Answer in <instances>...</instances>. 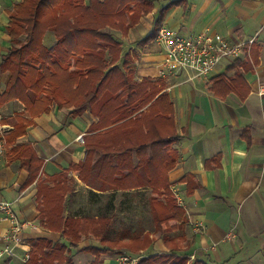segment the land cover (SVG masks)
<instances>
[{
    "label": "crops",
    "instance_id": "1",
    "mask_svg": "<svg viewBox=\"0 0 264 264\" xmlns=\"http://www.w3.org/2000/svg\"><path fill=\"white\" fill-rule=\"evenodd\" d=\"M21 1L0 0V65L12 46L7 33V10ZM154 5L153 11L143 16L128 34L116 32L121 36H115L122 44L123 55L129 53L138 82L150 79L163 86L161 94H168L174 104L179 140L172 148L179 158L168 178L186 215L190 235L186 246L176 255L187 256L189 263L199 259L205 264H264V0H155ZM145 20L148 22L141 25ZM158 20L162 27L183 35L210 29L231 42L255 36L257 39L246 56L225 62L208 77L191 81H185L184 76L160 79L158 66L162 54L157 38L139 44ZM52 41H56L54 36ZM235 63L237 66L232 68ZM9 77V72L0 70V93L5 91ZM71 112L72 109L54 106L50 113L35 118V125L18 139L17 144L32 146L43 162L31 184L27 183L29 171L21 168L22 160L9 153L12 147L7 146L6 154L0 157V201L13 202L16 213L26 223L19 257L25 249H32L38 238L56 239L61 234H51L43 226L40 189L45 192V187H54L64 175L61 188L69 184L72 188L66 196L65 217L77 218L85 216L78 206L85 193L91 203L99 204L101 194L107 193L102 186H112V180L121 178L110 171V181L105 184L100 176L104 159L101 153L95 155L90 170L73 169L87 158L86 146L76 138L88 136L98 119L89 111L77 117ZM19 116L27 117L25 106L19 101L0 107V140H7ZM110 162L112 167L117 166L115 158L110 157ZM126 170L128 173L131 167ZM87 173L91 175L88 182ZM140 174L138 192L134 189L113 196L109 208L115 210L118 196L122 198L119 204H125L133 202L131 192L139 196L146 192L148 177L142 169ZM199 223L206 226L205 231L196 232ZM8 228L0 211V251L5 246ZM92 244L96 241L84 245ZM83 249L76 254V264L93 261V255H87ZM151 251L143 257L173 254L162 238H158ZM107 254H102L100 264H119ZM15 263L20 264V260Z\"/></svg>",
    "mask_w": 264,
    "mask_h": 264
},
{
    "label": "trees",
    "instance_id": "2",
    "mask_svg": "<svg viewBox=\"0 0 264 264\" xmlns=\"http://www.w3.org/2000/svg\"><path fill=\"white\" fill-rule=\"evenodd\" d=\"M154 3L155 0H22L16 3L7 10L10 16L7 33L12 46L3 56L0 70L9 72L10 77L5 91L0 93V107L12 101L25 106L27 117L17 118L6 144L12 147L9 153L22 160L21 168L29 171L28 184L37 178L43 162L32 146L20 145L17 141L35 125V118L50 113L54 106L72 109L74 117L89 111L98 122L92 124L85 136V162L73 169L82 172L101 153L104 155L101 179L107 184L110 171L120 174L121 178L111 184L125 189L140 186L136 180L142 169L149 186L154 188L153 193L158 197L162 194L174 203L172 216L169 212L162 217L155 215L157 227L171 231L187 226L186 215L175 202L168 178L179 158L172 148L179 140L174 104L168 94H161L163 86L150 79L138 82L131 57L129 53L123 55L122 44L115 36L116 32L128 34L143 16L153 11ZM161 28V21H156L153 31L139 44L156 39ZM50 31L56 41L47 46L44 39ZM236 66L235 63L232 68ZM110 157L116 159L117 166H111ZM127 163L135 166L125 176ZM61 179L63 182L59 179L54 187L38 192L43 226L53 234L61 233L60 238L56 243L38 238L30 260L24 264H75L66 253L85 232L83 223L87 218L72 225L69 218L62 217L57 208L64 202L61 185L65 179ZM158 197L153 203L159 202ZM101 219L95 221L94 229L85 232L97 240L83 249L96 256L92 264H100V256L109 251L105 247L113 248L109 238L111 223L107 217ZM172 222L176 224L170 225ZM64 237H69L68 243ZM143 239L147 240V235H135L124 241V248L139 251ZM163 240L172 253L183 249H174L169 236ZM136 243H139L137 247ZM138 264L205 263L199 259L189 263L187 256L173 253L144 257Z\"/></svg>",
    "mask_w": 264,
    "mask_h": 264
},
{
    "label": "rangeland",
    "instance_id": "3",
    "mask_svg": "<svg viewBox=\"0 0 264 264\" xmlns=\"http://www.w3.org/2000/svg\"><path fill=\"white\" fill-rule=\"evenodd\" d=\"M148 22L147 20H145L144 22L141 23V25L144 23ZM115 33V32H114ZM53 32H49L46 36V38L44 39L45 44L47 46H51L54 41L53 40ZM118 36H121L119 33H116ZM122 38V37H121ZM85 146V144H84ZM134 167L135 165L132 163H129L128 166L126 165V169H128L129 167ZM89 168H91V165H89L88 168H86V170H90ZM127 170L123 171V175L128 176L130 173V170L128 171V173H126ZM91 173V172H89ZM89 173H87L85 175V180L88 182L91 179V175H89ZM118 176H121L120 174H117ZM140 170L137 173V183L140 184ZM62 178H64V175H62ZM60 181L59 182H63L62 179L59 177ZM118 179V178H116ZM109 181V180H107ZM113 182V180H112ZM65 184V183H62ZM68 184V183H67ZM141 186V185H140ZM139 187L136 188H132V189H125V186H107V185H103L102 186V191L107 192V193H103L101 194V197H99V204H97L96 202L93 204L90 202V196L88 197V195L85 193V198L84 200L80 201L78 206L79 209L82 210L85 214V216L82 217H72L69 218V224H74L77 220L79 219H84V223L85 224V232H90V230L94 229L93 226L95 221L100 220L101 217H107V220L111 223V231L109 234V238L113 243V248H109V247H105L107 249H109V251L107 250L105 253L103 254H107L109 256V258L113 259V260H118V258L122 255H125L126 253L128 254H137V255H133L136 257H140L141 259L144 258L143 256H148L149 254L152 253L151 248L153 246V244L158 240V238H162L164 239V237L169 236L170 238L173 239V243L172 246L174 247V249H178L179 247H181V249L186 246L184 243H187L190 240V235H188L187 233V226L184 229H178V230H166L164 228H159L157 227L156 223H155V215L158 214L161 217L162 216H166V214L169 212V214L172 216L174 214L172 207L174 206V203L171 202L170 199H166L161 192H159L161 194L160 197H158L157 194L153 193L154 188L149 186L147 188H145L146 192L142 193V196H139L137 193L135 192H131V198L133 199V202L129 203L126 202L125 204H119L120 200L122 198H120L121 196H118V203L117 206L115 207V210H112L111 208H109V205L111 204V199L113 196H117V194L121 193H127L126 191H132L134 189H136V192H138V190L140 189ZM61 189H63L62 191V195L64 196V202H62L61 204H58L57 208L60 210V213L62 215V217L65 219L67 217H65V201H66V196L72 192V188L71 185L69 184V186H63ZM113 191L117 192L114 193ZM171 191V190H170ZM113 192V193H111ZM171 193L174 195L175 197V202L178 205V200L175 196V194L173 193V191H171ZM61 196V195H59ZM156 197H158L156 200H158L159 202H155L153 203V199H155ZM170 200V204H168V201ZM177 200V201H176ZM91 201H96L94 198H91ZM121 203V202H120ZM99 215L98 217H96V215ZM159 216V217H160ZM89 220V221H88ZM102 220V219H101ZM82 221V220H81ZM176 224V223H174ZM173 222L170 225H174ZM179 225V223H178ZM104 227V226H103ZM83 232L80 239L77 241V243H75L76 245L73 248H70L69 251L66 253L67 255H70L72 257V259L75 262V257L76 254H79L80 252H82L83 248H88L85 247L84 244H91L92 241H96L95 237L91 234V233H85ZM51 234H53V231H50ZM78 233V232H77ZM144 233V234H143ZM58 234V232H57ZM143 234V235H142ZM135 235H138L139 237H143L144 235H147V240H144L140 243H136L135 246L137 247L139 245V247H141V249L139 251H130L127 250L126 248H124V241L127 242L129 238L134 237ZM43 238H47L49 241H52L54 243L58 242L59 238L53 239V236H46ZM64 241L66 243H68L69 241V237L66 238L64 237ZM147 245V246H145ZM84 246V247H82ZM92 246V245H91ZM145 246V247H144ZM144 247V248H143ZM183 250V249H182ZM180 250V251H182ZM144 251V252H142ZM180 251H174V254H179ZM85 253L87 255H93L92 253L86 252ZM127 255V254H126ZM102 256V255H101ZM100 256V262L102 261V258ZM131 256V255H130ZM154 256V255H153ZM178 256V255H177ZM84 258H87L84 255ZM146 258V257H145ZM96 259V256L93 255V261ZM93 261H91L89 264H92ZM76 264V262H75Z\"/></svg>",
    "mask_w": 264,
    "mask_h": 264
},
{
    "label": "built area",
    "instance_id": "4",
    "mask_svg": "<svg viewBox=\"0 0 264 264\" xmlns=\"http://www.w3.org/2000/svg\"><path fill=\"white\" fill-rule=\"evenodd\" d=\"M257 36L240 42H231L223 35L206 29L198 34L183 35L180 32L162 27L157 42L161 47L162 61L158 66L160 79L184 76L185 81L205 78L212 75L225 62L241 59L247 55L256 43ZM80 144H85V135L76 138ZM6 140H0V157L6 154ZM0 211L3 220L9 224V230L4 237L5 246L0 251V264L27 263L31 258V249L24 250L19 257L18 250L24 245L23 232L26 223L21 220L14 209V203L0 201ZM206 226L199 223L196 232L205 231ZM140 257L122 255L119 264H138Z\"/></svg>",
    "mask_w": 264,
    "mask_h": 264
}]
</instances>
